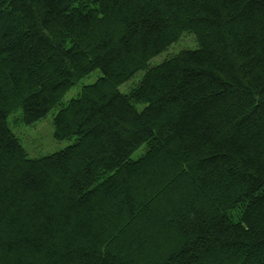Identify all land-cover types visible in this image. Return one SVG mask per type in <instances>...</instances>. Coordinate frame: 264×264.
I'll list each match as a JSON object with an SVG mask.
<instances>
[{"label": "trees", "instance_id": "trees-1", "mask_svg": "<svg viewBox=\"0 0 264 264\" xmlns=\"http://www.w3.org/2000/svg\"><path fill=\"white\" fill-rule=\"evenodd\" d=\"M0 264H264V0H0Z\"/></svg>", "mask_w": 264, "mask_h": 264}, {"label": "rangeland", "instance_id": "rangeland-1", "mask_svg": "<svg viewBox=\"0 0 264 264\" xmlns=\"http://www.w3.org/2000/svg\"><path fill=\"white\" fill-rule=\"evenodd\" d=\"M192 37L183 36L179 41L175 42L169 46L166 50L162 51L159 55L152 59L153 64H157L162 61L164 58L173 55L183 48H193ZM140 73V72H139ZM96 71L91 73L88 77L82 79L81 82L88 83L92 82L95 78ZM139 74L134 75L132 79L136 80ZM131 84V83H130ZM128 87V84H123L120 86L119 90L125 89ZM77 87L70 89L65 96H70L74 93V90ZM127 90V88H126ZM50 110L48 114L39 121H36L31 124H25L22 121H13L11 117L8 118V123L12 132L18 137L22 147L26 151L29 157H38L46 155L47 153L56 152L65 148L68 144L72 142V139L66 140H56L53 136L54 127H53V115ZM16 122V125H14Z\"/></svg>", "mask_w": 264, "mask_h": 264}]
</instances>
